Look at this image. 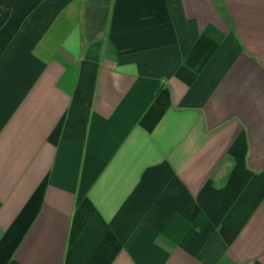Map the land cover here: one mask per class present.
<instances>
[{
	"label": "crops",
	"instance_id": "crops-1",
	"mask_svg": "<svg viewBox=\"0 0 264 264\" xmlns=\"http://www.w3.org/2000/svg\"><path fill=\"white\" fill-rule=\"evenodd\" d=\"M0 0V264H264V0Z\"/></svg>",
	"mask_w": 264,
	"mask_h": 264
},
{
	"label": "trees",
	"instance_id": "trees-1",
	"mask_svg": "<svg viewBox=\"0 0 264 264\" xmlns=\"http://www.w3.org/2000/svg\"><path fill=\"white\" fill-rule=\"evenodd\" d=\"M218 4V13L223 20V22L230 28L232 26V19L229 13L227 12V9L224 5L223 0H216Z\"/></svg>",
	"mask_w": 264,
	"mask_h": 264
}]
</instances>
